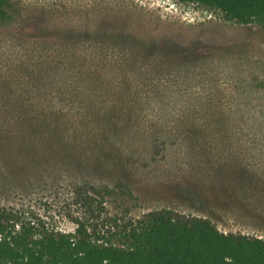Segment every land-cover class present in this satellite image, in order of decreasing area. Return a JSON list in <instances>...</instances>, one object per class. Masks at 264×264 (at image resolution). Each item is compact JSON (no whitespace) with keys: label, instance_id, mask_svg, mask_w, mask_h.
Wrapping results in <instances>:
<instances>
[{"label":"rangeland","instance_id":"obj_1","mask_svg":"<svg viewBox=\"0 0 264 264\" xmlns=\"http://www.w3.org/2000/svg\"><path fill=\"white\" fill-rule=\"evenodd\" d=\"M0 208L114 240L150 211L264 239V30L176 0H9ZM93 224V223H91Z\"/></svg>","mask_w":264,"mask_h":264},{"label":"trees","instance_id":"obj_2","mask_svg":"<svg viewBox=\"0 0 264 264\" xmlns=\"http://www.w3.org/2000/svg\"><path fill=\"white\" fill-rule=\"evenodd\" d=\"M176 1L215 8L229 21L257 22L264 30V0ZM9 7V0H0V22L9 19ZM98 195L75 189L83 215L74 218L72 231L46 228L14 208H0V264H264L263 238L226 233L208 219L171 210L147 212L114 240L106 238L94 223L104 209Z\"/></svg>","mask_w":264,"mask_h":264}]
</instances>
